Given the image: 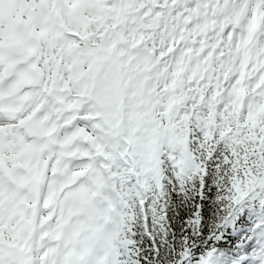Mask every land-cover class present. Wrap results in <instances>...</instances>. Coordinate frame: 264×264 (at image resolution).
Instances as JSON below:
<instances>
[{"label": "snow or ice", "instance_id": "1", "mask_svg": "<svg viewBox=\"0 0 264 264\" xmlns=\"http://www.w3.org/2000/svg\"><path fill=\"white\" fill-rule=\"evenodd\" d=\"M0 264H264V0H0Z\"/></svg>", "mask_w": 264, "mask_h": 264}]
</instances>
